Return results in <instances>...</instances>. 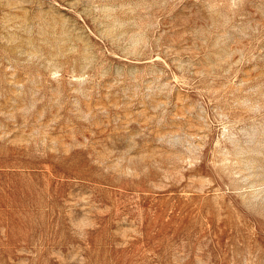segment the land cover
<instances>
[{
	"label": "rangeland",
	"instance_id": "obj_1",
	"mask_svg": "<svg viewBox=\"0 0 264 264\" xmlns=\"http://www.w3.org/2000/svg\"><path fill=\"white\" fill-rule=\"evenodd\" d=\"M0 264H264V0H0Z\"/></svg>",
	"mask_w": 264,
	"mask_h": 264
}]
</instances>
